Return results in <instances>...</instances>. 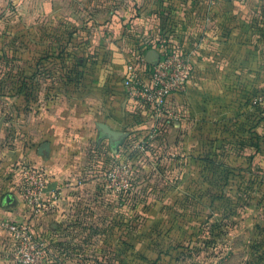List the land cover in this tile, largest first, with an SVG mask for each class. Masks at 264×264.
Instances as JSON below:
<instances>
[{"label":"rangeland","instance_id":"rangeland-1","mask_svg":"<svg viewBox=\"0 0 264 264\" xmlns=\"http://www.w3.org/2000/svg\"><path fill=\"white\" fill-rule=\"evenodd\" d=\"M163 2L169 4L165 20L169 29L205 22L220 46L196 60L181 39L169 42L196 66L188 91L180 96L179 105H172L179 111L167 107L158 118L147 112L142 119L126 120L119 100L113 127L126 132L119 140L120 148L126 149L119 154L105 144L98 148L105 166L97 173L91 169L92 175L101 177L103 196L97 211L92 198L84 201L82 192L74 190L69 209L34 234L31 222L0 209V218L27 226L44 242L45 264H264V0L148 1L152 10ZM95 9L91 6L90 12ZM101 20L99 24L106 25L111 18ZM96 27L83 32L84 38L92 37L93 49L103 33ZM72 47L87 45L75 41ZM114 54L86 56V64L72 72L70 87L64 88L60 80L52 91L69 94L77 108H93L85 101L103 93L121 96L120 64L125 57ZM57 59L60 70L55 75L62 79L63 59ZM1 70L0 96L14 93L18 71L5 85ZM49 89L44 85L40 92L45 97ZM88 146L94 148L93 139ZM15 174L3 177L2 194L20 195L23 178ZM57 206L40 214H51ZM45 234L57 235L58 240ZM12 255V263L18 264L14 243Z\"/></svg>","mask_w":264,"mask_h":264},{"label":"crops","instance_id":"crops-1","mask_svg":"<svg viewBox=\"0 0 264 264\" xmlns=\"http://www.w3.org/2000/svg\"><path fill=\"white\" fill-rule=\"evenodd\" d=\"M140 1L21 0L10 4L7 0H0V69L4 71L2 82L10 85L12 72L18 71L13 82L15 92H5L0 96V184L4 183L3 177L10 173L17 172L15 175L18 178L22 177L23 171L28 167L39 168L46 174L47 189L59 191L64 197L62 203L60 196L58 206L51 214L42 215L39 212L32 214L31 211L34 210L22 204L17 192L16 195H4L0 192L1 212L15 219L31 222L34 234L35 230L40 234L50 219L57 217L66 208L69 209L67 203L72 201L74 190L82 192L83 196L80 197L84 201L92 198L97 211L103 191L102 185L99 186L101 177L92 175L91 169L97 173L105 166L99 161L101 158L98 155L102 153L98 148L105 144L110 151L115 152L116 149L118 152L121 145L119 141L112 143L102 135L99 125H106L114 132L126 133L113 127V119L119 114L114 112L115 109L124 110L126 120L142 119L140 117L148 114L138 106L140 102L130 98L123 88L127 67L136 66V58L142 55L145 59L150 50H155L161 56L166 48H175L169 43L173 38L181 39L185 43L182 46L189 49L187 53L195 54L196 60H201L203 55L210 52L214 53L220 46L213 40L219 37L207 30L205 22L193 21L192 26L187 22L186 26L169 29L165 22L169 15L167 2L160 3L152 10L153 6L148 3L150 0ZM91 6L96 7L94 12H90ZM104 7H111L113 10L109 11ZM104 18L111 20L106 25L99 24ZM96 25L103 33L98 41L99 46L93 49L90 46L92 37L84 38L86 35L83 32L87 27L94 28ZM83 38L86 40H82ZM75 41L86 44L87 47L73 50L72 44ZM60 44L63 46H59ZM112 45L113 48L109 50ZM111 53H120L125 57L123 64H120L124 75L122 84L119 85L121 96L116 92L103 93L95 100L85 101L92 103L93 108L88 105L77 108L69 94L59 96L56 90L52 91L60 80L63 81L64 88L70 87L74 75L72 72L74 69H81L86 64L87 57L99 54L107 56ZM57 58L63 59L62 79L55 75L56 70H60ZM72 60L74 64H71ZM193 66L196 69L194 64ZM40 75L44 77L41 78ZM105 84L108 85V82ZM44 85L50 87V95L45 97L40 92ZM114 86L117 87L118 84ZM179 99L178 95L172 96L167 107L174 109L172 105H179ZM119 100L120 108H115ZM174 110L179 111L180 107ZM81 135L85 138L80 137ZM91 139L95 146L89 150ZM53 228L57 229L55 234L61 233L59 226ZM53 238L58 240L57 235L49 237L51 241ZM12 247L10 237L0 232V264H13Z\"/></svg>","mask_w":264,"mask_h":264},{"label":"built area","instance_id":"built-area-1","mask_svg":"<svg viewBox=\"0 0 264 264\" xmlns=\"http://www.w3.org/2000/svg\"><path fill=\"white\" fill-rule=\"evenodd\" d=\"M10 4L21 0H7ZM194 66L179 48H173L154 65H148L142 55L136 66L127 67L123 80L126 94L143 104L150 117L164 116L172 96L184 95L189 89ZM19 192L22 200L39 213L48 211L58 204L60 193L47 189V178L43 170L26 168L22 173ZM0 229L7 232L14 243V256L18 264H45L46 247L35 238L31 230L9 217L0 218ZM45 253V257L43 256Z\"/></svg>","mask_w":264,"mask_h":264},{"label":"water","instance_id":"water-1","mask_svg":"<svg viewBox=\"0 0 264 264\" xmlns=\"http://www.w3.org/2000/svg\"><path fill=\"white\" fill-rule=\"evenodd\" d=\"M159 59L160 55L155 50H150L145 56V61L148 65H154L159 61ZM99 129L102 135L106 136L112 143H117L122 136H125L124 133L114 132L103 124L99 125Z\"/></svg>","mask_w":264,"mask_h":264},{"label":"trees","instance_id":"trees-1","mask_svg":"<svg viewBox=\"0 0 264 264\" xmlns=\"http://www.w3.org/2000/svg\"><path fill=\"white\" fill-rule=\"evenodd\" d=\"M172 50V48H166L165 49V51L161 54V56L163 57V56H166L170 51ZM138 58V57H137ZM136 58V59H137ZM136 62V61H135ZM193 74H194V70H193V73H192V76H193ZM139 106L146 112L147 111V109H146V107L143 105V104H141V103H139ZM125 147L124 146H121V148H119V151H120V154H124L125 153Z\"/></svg>","mask_w":264,"mask_h":264}]
</instances>
